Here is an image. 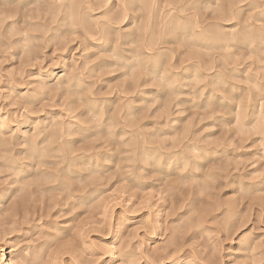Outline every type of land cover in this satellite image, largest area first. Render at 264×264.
<instances>
[{"label": "rangeland", "instance_id": "1", "mask_svg": "<svg viewBox=\"0 0 264 264\" xmlns=\"http://www.w3.org/2000/svg\"><path fill=\"white\" fill-rule=\"evenodd\" d=\"M0 206L15 264H264V0H0Z\"/></svg>", "mask_w": 264, "mask_h": 264}, {"label": "bare ground", "instance_id": "2", "mask_svg": "<svg viewBox=\"0 0 264 264\" xmlns=\"http://www.w3.org/2000/svg\"><path fill=\"white\" fill-rule=\"evenodd\" d=\"M72 2V1H71ZM100 3V2H99ZM121 3V2H120ZM101 4V3H100ZM102 5V4H101ZM121 8V7H120ZM77 9V8H76ZM75 11V10H74ZM77 15V14H75ZM115 20V19H114ZM117 20V19H116ZM113 21V20H112ZM188 21V20H187ZM180 24V22H179ZM201 24V23H200ZM168 25V24H167ZM184 26V25H183ZM189 28V27H188ZM181 29V28H180ZM186 29V28H185ZM184 29V30H185ZM198 29V28H197ZM183 32V31H182ZM185 33V32H184ZM187 33V32H186ZM233 34V33H232ZM187 35V34H186ZM206 36V35H205ZM210 36V35H209ZM212 36V35H211ZM211 41V40H210ZM205 42V41H204ZM226 42V41H225ZM133 67V66H132ZM53 74V73H52ZM169 82V81H168ZM171 83V82H170ZM240 110V109H239ZM262 122V121H261ZM49 155V154H48ZM1 207V206H0ZM0 245H1V249H0V264H15L14 263V259L13 257L8 258L7 256V250L4 249L5 247V242L3 240V238H0Z\"/></svg>", "mask_w": 264, "mask_h": 264}]
</instances>
